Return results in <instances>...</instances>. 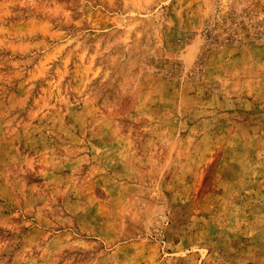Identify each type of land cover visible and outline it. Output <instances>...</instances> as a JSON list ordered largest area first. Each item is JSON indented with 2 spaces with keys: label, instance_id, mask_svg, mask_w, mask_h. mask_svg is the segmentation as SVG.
Segmentation results:
<instances>
[{
  "label": "rangeland",
  "instance_id": "obj_1",
  "mask_svg": "<svg viewBox=\"0 0 264 264\" xmlns=\"http://www.w3.org/2000/svg\"><path fill=\"white\" fill-rule=\"evenodd\" d=\"M0 264H264V0H0Z\"/></svg>",
  "mask_w": 264,
  "mask_h": 264
}]
</instances>
